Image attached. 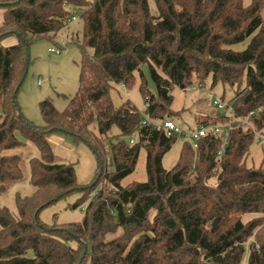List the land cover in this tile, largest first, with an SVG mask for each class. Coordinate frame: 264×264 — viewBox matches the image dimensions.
<instances>
[{"label":"trees","instance_id":"obj_1","mask_svg":"<svg viewBox=\"0 0 264 264\" xmlns=\"http://www.w3.org/2000/svg\"><path fill=\"white\" fill-rule=\"evenodd\" d=\"M154 1L158 15L149 0H0V199L24 179L22 159L12 152L31 144L40 154L30 161L34 193L16 194L17 214L0 207V264H264V167L245 163L255 135L264 134V0ZM71 6L84 25L80 86L62 112L42 101L45 125L38 127L18 103L30 47L55 41L76 17ZM10 38L17 43L5 46ZM194 77L200 88L208 79L212 88H236L234 116L253 112L252 127H233L220 160L219 136L202 138L196 150L185 141L166 170L163 159L178 137L142 123L175 122L173 90L189 89ZM137 83L146 117L131 100L116 107L111 98L117 86ZM231 119L219 112L196 119V127ZM56 133L94 152L91 185L80 187L74 165L55 160L49 136ZM142 149L148 179L123 187ZM74 192L87 202L81 223L41 221L45 208ZM247 215L255 217L244 222Z\"/></svg>","mask_w":264,"mask_h":264},{"label":"rangeland","instance_id":"obj_2","mask_svg":"<svg viewBox=\"0 0 264 264\" xmlns=\"http://www.w3.org/2000/svg\"><path fill=\"white\" fill-rule=\"evenodd\" d=\"M243 2L245 6H250L252 0H243ZM149 4L152 14L158 15L155 1L149 0ZM69 9L75 14L77 19L71 20L68 28L60 33L55 41L42 38L34 42L30 47V66L18 93V103L25 118L38 127L45 125L40 112V103L42 101L53 100L56 109L62 112L68 106L69 101L76 95L80 86L82 49L77 44V41L82 42L84 25L77 8L71 6ZM3 14V10H0V26L4 20ZM261 16L264 21V8ZM15 43L16 39L10 38L6 40L4 45L11 46ZM246 44L235 45L233 48L241 50L246 47ZM61 48H63L61 54L49 52L51 49L57 50ZM88 51L92 53L91 49ZM40 80L41 83L39 84ZM198 82L196 77H194L190 91L179 87H175L173 90L174 103L172 111L180 114L174 120L185 132L196 128V119L202 120L208 116L216 119L219 116V112L212 102V95L217 100L224 99V102L230 106H232L231 100L235 96L236 88L229 85L219 83L212 88V81L208 79L205 86L200 88ZM111 98L116 107H119L127 99L131 100L142 115L146 117V106L139 89V83L132 90H127L122 85L117 86L111 91ZM247 127L252 126L249 124ZM258 134L255 135V141L245 160L248 168L264 167V139H261ZM17 136L23 141L20 134H17ZM49 141L52 144L55 160L58 163L74 165L79 186L87 187L91 185L98 169V161L91 148L84 143H75L72 137L64 133H56L49 136ZM184 142L185 140L179 137L171 151L165 155L163 166L166 170L172 169L176 164ZM12 154H17L22 159L21 167L24 179L19 183L9 185L7 192L0 199V207H7L11 212L17 214L16 194L20 193L23 196H30L35 191L31 184L30 161L33 158H39L40 154L31 144L26 149L13 151ZM146 162L147 152L142 149L136 170L122 181L123 187L133 182L142 183L147 181ZM109 171L112 170L109 169ZM83 198L82 192H74L60 199L40 213L41 221L47 225L81 223L87 206V202H84ZM76 205L78 206L75 207ZM153 217L154 213L151 216V220ZM254 217L255 215H247L243 218V221L247 222ZM112 237L109 236V238ZM244 264H247L246 258Z\"/></svg>","mask_w":264,"mask_h":264},{"label":"built area","instance_id":"obj_3","mask_svg":"<svg viewBox=\"0 0 264 264\" xmlns=\"http://www.w3.org/2000/svg\"><path fill=\"white\" fill-rule=\"evenodd\" d=\"M77 18L74 17L73 20H76ZM50 53H56L61 54L62 49H51L49 50ZM41 83V80L39 81V84ZM191 88L188 89L190 91ZM212 102L214 106L217 108V110L223 114H228L230 117H232L231 120L219 123V124H201L197 126L194 130H190L188 132H185L179 125H177L172 120H166L163 122L158 121H151L148 118H145L143 121V125H151L155 129H164L166 132V135L168 137H172L173 135H176L178 138H183L185 141H189L193 148L196 150L199 147V141L208 136L209 134H213L215 136H219L222 138V143L220 146V150L218 152V160L222 158L224 153L226 152L227 145L229 143V137L231 130L235 125L241 124V125H249V117L252 116L254 113L251 112L248 117L240 118L234 116V110L232 106H230L228 103L223 102L220 99H216L213 95L211 96ZM258 136L261 139H264V134H258ZM131 143H134V140L131 141Z\"/></svg>","mask_w":264,"mask_h":264},{"label":"water","instance_id":"obj_4","mask_svg":"<svg viewBox=\"0 0 264 264\" xmlns=\"http://www.w3.org/2000/svg\"><path fill=\"white\" fill-rule=\"evenodd\" d=\"M143 72H144V75H145V77H146V79H147V81L149 83L150 88L152 90H154L155 89V85H154L153 81L151 80V77H150V73H149L148 68L147 67H144L143 68ZM14 97H16V95H14Z\"/></svg>","mask_w":264,"mask_h":264},{"label":"crops","instance_id":"obj_5","mask_svg":"<svg viewBox=\"0 0 264 264\" xmlns=\"http://www.w3.org/2000/svg\"><path fill=\"white\" fill-rule=\"evenodd\" d=\"M5 42H6V41H5ZM5 42H4V43H5ZM4 43H3V44H4ZM16 43H17V41H16ZM16 43H15V44H16ZM5 46H6V45H5Z\"/></svg>","mask_w":264,"mask_h":264}]
</instances>
